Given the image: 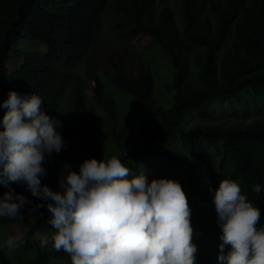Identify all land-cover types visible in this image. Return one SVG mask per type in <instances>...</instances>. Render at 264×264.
Instances as JSON below:
<instances>
[{"label":"trees","instance_id":"16d2710c","mask_svg":"<svg viewBox=\"0 0 264 264\" xmlns=\"http://www.w3.org/2000/svg\"><path fill=\"white\" fill-rule=\"evenodd\" d=\"M175 1L180 27L170 0L119 1L118 10L133 33L148 34L168 55L173 93L165 108L155 96L149 70L141 68L129 76L120 60H110L111 84L140 112L135 122L124 120L116 130L111 121L125 112L114 98H104V85L94 78L93 101L111 123L107 132L100 128L102 122L84 89L74 88L69 112L65 98L70 69L85 57L103 28L108 0H0V105L9 90L37 93L46 113L62 121L61 135L82 141L74 148L83 158L115 155L132 174L179 181L191 208L194 264H219L221 229L212 197L221 179L239 183L261 210L257 227L264 226V0ZM6 110L0 106V118ZM224 111L241 112L242 120L223 121ZM133 128L139 131L135 140ZM107 142L111 148L104 151ZM65 162L63 149L48 156L41 183L59 190ZM10 183L31 200L24 185ZM257 183L260 193L252 190ZM6 190L0 185V195ZM47 203L36 197L35 204L44 206L34 211V221L28 204L22 218L0 217L1 226L21 224L26 229L14 250L0 247V264H71L68 253L53 247L56 230L48 223ZM35 236L48 239L43 249Z\"/></svg>","mask_w":264,"mask_h":264},{"label":"clouds","instance_id":"9594fccd","mask_svg":"<svg viewBox=\"0 0 264 264\" xmlns=\"http://www.w3.org/2000/svg\"><path fill=\"white\" fill-rule=\"evenodd\" d=\"M43 102L37 93L9 90L0 105L7 109L0 118V185L7 189L0 195V217L22 218L26 204L32 211L44 206L15 192V182L48 201L53 247L68 253L71 264H194L191 208L179 181L132 174L113 155L86 158L78 170L65 162L57 191L41 183L47 157L66 147L58 131L62 121L48 115ZM252 190L260 193L261 185ZM212 200L221 229L219 264H264L260 208L229 178L220 180ZM19 239L9 235L0 247L14 250ZM46 244L41 238V249Z\"/></svg>","mask_w":264,"mask_h":264},{"label":"rangeland","instance_id":"374dc122","mask_svg":"<svg viewBox=\"0 0 264 264\" xmlns=\"http://www.w3.org/2000/svg\"><path fill=\"white\" fill-rule=\"evenodd\" d=\"M120 0H108L107 8L102 14L103 28L100 30L98 36L95 38L93 43L88 49L87 54L81 60H79L76 66L70 71L72 72L67 96L65 111L69 112L74 100L73 90L76 86H80L84 89L87 103L90 107L96 110L98 118L102 122L101 127L105 131H109L111 123L115 126L116 130L121 127L122 122L125 121H136V114L140 111L135 110L129 102V98L125 101V95L119 91L110 82L113 73L110 60H120L123 65V69L129 76H135L137 71L141 68L147 69L151 72L155 96L158 103L165 108L169 107V96L173 93V73L174 69L171 65L168 55L163 49H161L152 38L146 34H134L132 31V25L128 24L119 12L118 7L120 6ZM170 7L174 13V16L179 23L178 11L180 7L175 0H170ZM24 41V40H23ZM32 43V40H27ZM24 43V42H23ZM41 48L37 50L40 53ZM94 78H98L104 85L106 95L104 98H114L122 110L125 112L121 118L108 122L105 118L104 111L101 107L97 106L93 101V87ZM252 105V101L250 102ZM131 118V119H129ZM241 112L231 113L230 111H224L221 117L223 121H237L242 120ZM66 143V147L63 149L65 161L68 162L71 167L78 168L79 164L86 158L82 157V153L78 148L74 146L80 145V141L77 137L72 139L62 136ZM139 137V131L137 128H133L132 140ZM77 144V145H76ZM105 143L103 150L110 149L111 147ZM89 158V157H87ZM31 201L35 204L36 197L32 196ZM29 215L31 221H34L36 216L35 212L31 210L29 206ZM25 228L21 224H9L5 226L0 225V243H2L9 235L18 236L19 243L22 241ZM44 236L37 237L35 239H41ZM48 241V239H47ZM7 249V248H5Z\"/></svg>","mask_w":264,"mask_h":264}]
</instances>
